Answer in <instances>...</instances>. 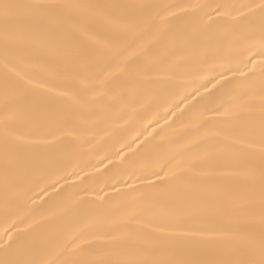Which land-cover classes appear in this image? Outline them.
Segmentation results:
<instances>
[{
  "label": "snow or ice",
  "instance_id": "1",
  "mask_svg": "<svg viewBox=\"0 0 264 264\" xmlns=\"http://www.w3.org/2000/svg\"><path fill=\"white\" fill-rule=\"evenodd\" d=\"M0 264H264V0H0Z\"/></svg>",
  "mask_w": 264,
  "mask_h": 264
},
{
  "label": "bare ground",
  "instance_id": "2",
  "mask_svg": "<svg viewBox=\"0 0 264 264\" xmlns=\"http://www.w3.org/2000/svg\"><path fill=\"white\" fill-rule=\"evenodd\" d=\"M149 130H151V129H149ZM131 133H124V135H130Z\"/></svg>",
  "mask_w": 264,
  "mask_h": 264
}]
</instances>
